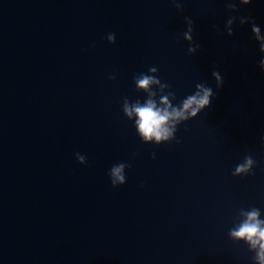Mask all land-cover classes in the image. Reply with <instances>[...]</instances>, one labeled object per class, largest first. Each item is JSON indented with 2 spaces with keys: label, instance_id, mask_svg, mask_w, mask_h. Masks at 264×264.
I'll return each instance as SVG.
<instances>
[{
  "label": "water",
  "instance_id": "1",
  "mask_svg": "<svg viewBox=\"0 0 264 264\" xmlns=\"http://www.w3.org/2000/svg\"><path fill=\"white\" fill-rule=\"evenodd\" d=\"M0 264H264V0H0Z\"/></svg>",
  "mask_w": 264,
  "mask_h": 264
}]
</instances>
